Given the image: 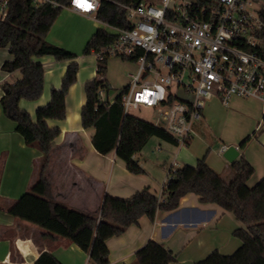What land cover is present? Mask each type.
Masks as SVG:
<instances>
[{"label": "crops", "instance_id": "crops-1", "mask_svg": "<svg viewBox=\"0 0 264 264\" xmlns=\"http://www.w3.org/2000/svg\"><path fill=\"white\" fill-rule=\"evenodd\" d=\"M254 5L257 10L264 9V0H254ZM108 27L96 18L95 13H83L66 6L47 35L49 41L76 53L80 65L77 81L66 97V117L48 119L51 126L62 130L55 140L46 171L56 201L97 214L106 193L128 198L149 187L152 192L161 194L172 166L196 164L202 157L225 180L230 181L235 176L231 167L234 160H228L224 151L230 145L239 146L248 137V144L244 149L239 146L236 158L243 154L255 167L248 180L249 186H254L264 177V103L257 98L232 96L227 103L218 97L211 98L209 101L219 99L228 107L226 123L235 129L225 131L221 136L223 143L211 154L209 149L205 151V147L191 145L199 128L196 124L206 118L203 111V117L195 122V133L190 139L185 143L168 141L172 144L167 145L175 146L173 162L168 163L163 156L155 158L154 163L158 167L156 175L146 171L139 157L144 148L135 155L144 167V173L131 172L116 150L106 154L99 152L92 141L96 129L93 126L84 127L81 121V110L86 101L85 83L97 76V56L94 53L85 54L84 46L98 28L107 30ZM112 57L115 58L111 60ZM12 58L9 47L0 46V264H33L44 251L54 254L62 264H90L89 252L77 243L50 234L41 226L18 218L9 211L10 206L37 180L39 164L44 158L36 144L25 142L15 129L16 121L5 113L1 104L4 95L2 84L22 76L20 71L9 73L2 69L3 62ZM118 58L109 57L106 72L99 76L109 82L110 90L105 92V97L111 102L129 83L133 71L127 77L117 73L115 62L119 61ZM36 59L45 67L43 93L34 100L22 98L19 102L33 117L38 106L50 100L51 88L61 84L69 64V60H57L52 55ZM156 141L163 145V142ZM152 156H156L154 151ZM240 226L244 223L232 211L214 202H203L199 194L190 192L181 198L177 208L158 211L155 220L144 215L122 234L110 237L107 240L110 251L108 264H139L136 252L150 239L172 250L176 259L170 264H195L216 249L232 254L242 244L233 234Z\"/></svg>", "mask_w": 264, "mask_h": 264}, {"label": "trees", "instance_id": "trees-1", "mask_svg": "<svg viewBox=\"0 0 264 264\" xmlns=\"http://www.w3.org/2000/svg\"><path fill=\"white\" fill-rule=\"evenodd\" d=\"M59 1L62 5L56 6L51 3L36 5L34 0H8V13L5 16L0 14V46H8L13 55L12 59L3 62L2 69L9 73H22L21 78L2 84L4 95L1 104L5 113L16 121L15 129L25 142L36 144L44 155L37 180L10 206L9 211L18 218L41 226L50 234L77 243L89 252L90 264H108L110 251L107 240L110 237L122 234L144 215L155 220L158 211L177 208L183 196L194 192L200 195L203 202H214L232 211L244 223V226L233 231L242 240L234 253L224 254L216 249L195 264H264V177L254 186L248 185L255 167L243 154L231 163L235 176L230 181L225 180L202 157L196 164L172 166L161 194L152 192L149 187L138 190L128 198L106 193L97 214L74 209L53 198L46 171L56 145L55 140L62 130L58 126H51L48 119L66 117V97L77 81L80 66L76 53L47 39L64 6L71 5V0ZM141 1L100 0L95 16L108 25L130 28L132 22L123 5ZM259 12L264 17V9ZM116 39L115 33L98 28L87 42L84 53L97 54ZM142 53L143 50L137 48L126 59L136 61ZM43 55L69 60V64L61 84L51 88L50 100L38 106L33 117L19 102L22 98L36 99L42 95L45 67L36 57ZM107 65L108 58L98 59L97 76L85 83L82 125L96 129L92 141L99 152L106 154L116 150L131 172L144 173L145 169L135 155L153 136L173 143L179 141L161 125L126 113L121 93L112 102L101 100L100 91L110 90L109 82L99 77L106 72ZM249 140L250 137L243 140L240 148L244 149ZM136 259L139 264H170L176 256L162 243L150 239L136 252ZM33 264L62 263L54 254L44 251Z\"/></svg>", "mask_w": 264, "mask_h": 264}, {"label": "built area", "instance_id": "built-area-1", "mask_svg": "<svg viewBox=\"0 0 264 264\" xmlns=\"http://www.w3.org/2000/svg\"><path fill=\"white\" fill-rule=\"evenodd\" d=\"M88 2L90 9L78 0L70 6L96 13L100 0ZM34 3L62 5L59 0ZM123 6L132 26L109 25L117 39L96 56L127 60L137 48L143 50L120 90L126 113L141 105L155 109L156 124L185 143L211 98L227 103L239 96L264 103V17L254 0H143ZM8 10V0H0L1 16ZM100 98L107 100L104 90Z\"/></svg>", "mask_w": 264, "mask_h": 264}, {"label": "rangeland", "instance_id": "rangeland-1", "mask_svg": "<svg viewBox=\"0 0 264 264\" xmlns=\"http://www.w3.org/2000/svg\"><path fill=\"white\" fill-rule=\"evenodd\" d=\"M58 18L56 19V21L58 20ZM85 47L86 44L84 46V49ZM114 58L115 57H112L110 59L112 60ZM118 59L119 61L115 62L116 71L117 73H123L127 77L128 73L136 68V62L128 59L127 60L121 58ZM14 77L15 76H12V78ZM24 99L34 100L28 98H24ZM227 109L228 107L225 106L219 99L207 101L206 106L204 108V111L206 113V118H204L202 121L196 124L198 125L199 128L196 129L197 133L194 135L191 145L192 143H194L196 144V146L198 145L205 147V151L209 149L208 150L209 154H211L216 149H218L223 143L221 136L225 133V131L232 132L235 129L232 126H227L226 123V120L228 118ZM130 113L138 117H141L145 120H148L150 122L157 123L158 113L155 109L151 107H146L144 105H141L138 108L131 107ZM155 140L163 142V145L160 146L159 143H157V141L155 143ZM167 144H172V143L165 141L160 137L153 136L152 140L151 141L149 140L146 146L144 147V149L142 150V152L139 153V157L142 159L144 167L146 171H148V173L155 175L157 174L158 167L154 163L155 158L157 156L158 157L163 156L164 159L168 161V163L173 162L175 155L173 151L175 149V146L167 145ZM169 150H171V152H169ZM153 151L156 153V156H152ZM42 161L43 159L41 160L39 166H41ZM235 237L241 240L239 237L237 236Z\"/></svg>", "mask_w": 264, "mask_h": 264}, {"label": "water", "instance_id": "water-1", "mask_svg": "<svg viewBox=\"0 0 264 264\" xmlns=\"http://www.w3.org/2000/svg\"><path fill=\"white\" fill-rule=\"evenodd\" d=\"M239 154V146L230 145L224 151V155L227 157L228 160L233 161Z\"/></svg>", "mask_w": 264, "mask_h": 264}, {"label": "snow or ice", "instance_id": "snow-or-ice-1", "mask_svg": "<svg viewBox=\"0 0 264 264\" xmlns=\"http://www.w3.org/2000/svg\"><path fill=\"white\" fill-rule=\"evenodd\" d=\"M79 6L90 9L92 7V4L88 2V0H78Z\"/></svg>", "mask_w": 264, "mask_h": 264}]
</instances>
